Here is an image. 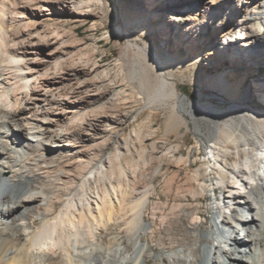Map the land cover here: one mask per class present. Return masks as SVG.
I'll list each match as a JSON object with an SVG mask.
<instances>
[{
  "label": "bare ground",
  "instance_id": "1",
  "mask_svg": "<svg viewBox=\"0 0 264 264\" xmlns=\"http://www.w3.org/2000/svg\"><path fill=\"white\" fill-rule=\"evenodd\" d=\"M151 1L147 16L167 26L177 24L174 30L167 27L179 41L177 50L193 53L184 61L170 54L160 60L144 47V75L140 78L135 67L129 72V83L143 89L154 83L148 73L154 65L156 86L148 106L152 111L170 109L168 130L186 124L184 114L197 112L195 103L188 110L176 89L175 72H190L204 59L210 65L215 56L221 60L218 67L227 60L235 66L228 73L204 76V85L232 101L228 111L219 113L222 126L214 125L215 134L231 142L218 137L204 150L205 163L214 170L232 148L237 161L228 169L219 167L224 176L211 183L200 182L196 171L187 177L185 190L199 198L210 195L211 225L203 222L199 205L190 210V204H176L178 198L186 199L173 192L174 187L182 189L175 183L180 168L166 185L167 202H154L155 186L135 179L142 168L140 163L129 165L131 142L118 135L126 121L101 111L102 106L90 107L104 95L83 79L97 66L88 67L87 57L74 51L73 31L63 24L67 16L87 21L102 10L103 1L4 0L12 24L9 30L7 12L0 9V264H150L153 255L160 264H264V113L242 103L246 77L264 64V12L261 21H254L251 12L263 0H255L253 8L228 10L229 26L207 43L196 34L216 21L218 12L206 4L222 0H190L191 6L183 9L178 0L172 7L165 4L168 0ZM53 16L55 23L49 25ZM217 43L220 47L211 55L208 46ZM255 84L264 102V78ZM113 143L117 146L110 152ZM164 157L172 159L170 152ZM57 158L64 166L50 196L45 182L49 172L40 173L39 166Z\"/></svg>",
  "mask_w": 264,
  "mask_h": 264
},
{
  "label": "rangeland",
  "instance_id": "2",
  "mask_svg": "<svg viewBox=\"0 0 264 264\" xmlns=\"http://www.w3.org/2000/svg\"><path fill=\"white\" fill-rule=\"evenodd\" d=\"M2 1L4 0H0V9L4 8L7 12L6 22L7 28L10 30L9 25L12 24V19L9 14L11 10L8 5L4 6ZM102 1V10L90 16L87 21H77L75 17L67 16L64 18L66 22L63 24L66 30L73 31V36L70 39L71 43L77 45L74 51L87 57L88 67L96 65L98 69L83 78L92 82V88L95 92L104 94L101 99L90 107L101 108L102 106L108 112L105 109L101 111L119 114L121 119L126 121L125 127L121 128L118 135L121 137L123 134L131 142L133 154L128 158L130 161L129 165L137 166L140 163L138 167L142 168L141 172L137 171L135 179L137 181L143 180V184L155 186L151 197L154 202H167L166 193L168 189L166 185L173 173L180 168L182 173L176 177L175 183L182 184V189L175 191L174 187L173 192L178 193L179 197L186 196V199L181 200L180 197L176 200V204H181V201L190 204V210L195 209V206L199 205L203 222L206 226H210L212 214L208 211L207 204L211 200V197L208 193L200 198L195 197L193 194H188L185 191L189 182L187 177L192 178L196 171H198L200 182L211 183L213 180L217 181L216 176H224L221 174L219 167L226 165L228 169L237 161V150L232 148V150L226 151L227 154L225 156L222 155L220 157V163L215 165L218 169L214 170V167L209 168L208 164L205 163L204 150L207 144H216L215 140L218 137L221 138L224 144L231 142L223 135L218 136L215 134L214 125L222 126L225 120L219 113L228 111L232 106L231 100L203 84L204 76L207 74L216 75L219 72L228 73L233 71L235 66L227 60L223 62L222 67H218L221 60L219 56H215L216 59L210 65L205 66L203 64L205 62L204 59L198 62L190 72L185 74L175 72L174 84L176 89L180 93L181 98L184 99L188 110L192 111L191 103H195L197 105V112L195 116L190 113L184 114L186 124L168 130L167 124L171 114L170 109L161 108L152 111L148 106L150 94L156 86L157 74L154 65L148 70L154 83L152 86L143 89L138 84L131 85L129 83V72L135 67L139 71L140 78L144 75L145 57L140 50L144 47L152 48L155 53L157 52L156 54L160 60L167 54H170L177 56L182 61L193 58V53L190 52L191 49L180 48L177 50L176 46L179 45V41L170 32V29H176L177 24H168L169 29L163 22L154 21L151 16H147L151 0ZM174 1L168 0L165 1V4L172 7L173 3L178 4ZM178 1L181 9L191 6L189 4L190 0ZM191 1L194 4L195 1L199 2L200 0ZM262 3L264 4V0ZM253 4H255V0H222V2L215 4H209L208 2L206 5L211 7L210 10L218 12V19L213 23L210 22L203 25V30L197 32L196 38L202 43H207L208 40L213 39L215 32H222L229 26L228 10L232 11L235 8L237 10L243 9L246 6L253 8ZM251 12L255 13L254 21H261L262 18L259 14L264 12V5L262 7L261 4L258 5L257 8L251 9ZM208 16L206 19H208ZM55 18L53 16L48 24L53 25ZM144 19H146L145 23H139ZM95 23L98 24L96 29L92 28ZM16 29L18 30L17 24L13 31L17 32ZM234 29L239 36V28L236 26ZM217 37L220 38L218 40L221 42L223 39L222 34ZM217 45L208 46V52L211 55H215V52L219 49L220 46L218 43ZM234 76L232 74L230 79H233ZM262 78H264V64L260 65L252 74L246 77L244 86H242V94H247V98L242 103L254 111L264 113V102L257 91L258 85L255 84V82ZM139 108H142L139 114H137V111L134 112ZM127 114L130 117L129 119L126 118ZM242 133L244 139L250 140L251 136H248L245 132ZM116 146L117 144L113 143L108 151H114ZM141 150H143L144 156L138 162V153ZM167 152L171 153L172 159L164 157ZM241 156L243 157L244 155L241 154ZM182 158H186V162H180ZM60 160V158H57L55 161L49 162L50 164H41L39 166V169L42 170L39 171L40 173L49 172L48 177L45 178V182L50 196L56 193L57 186L55 187V185L57 184L55 180L57 179L60 167L64 166ZM144 166L147 167L143 168ZM186 172L189 173L188 176L185 175ZM139 174L141 177H139ZM226 176L229 179V175ZM39 184L41 186V183ZM146 239L147 237H144V240ZM148 259L150 264H160L162 262L156 255Z\"/></svg>",
  "mask_w": 264,
  "mask_h": 264
}]
</instances>
